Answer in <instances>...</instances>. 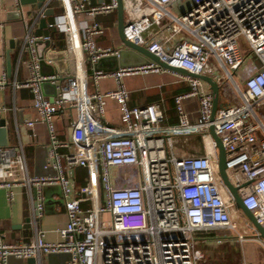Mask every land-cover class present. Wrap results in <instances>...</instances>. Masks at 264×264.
Wrapping results in <instances>:
<instances>
[{
	"label": "built area",
	"instance_id": "built-area-1",
	"mask_svg": "<svg viewBox=\"0 0 264 264\" xmlns=\"http://www.w3.org/2000/svg\"><path fill=\"white\" fill-rule=\"evenodd\" d=\"M59 1L62 12L47 26L67 36L68 50L78 56V66L55 86L54 96L45 95L41 83L54 82L57 76L41 74L35 43L50 40V36L28 32L24 39L28 77L13 82L14 88L32 91L37 116L25 125L45 126L47 164L56 173L31 174L22 144L0 146V188L6 190L8 201L13 199L14 187L28 191L30 222L35 228L28 242H4L0 232V264H6L9 256L34 258L39 264L49 254H68V264H208L193 233L234 230V201L218 175L217 156H178L172 138L197 134L217 151L209 134L211 125L226 151L230 182L244 206L264 225V121L256 113V108L264 105V0H189L190 6L178 15L166 9L175 0H148L155 8L126 22V39L168 65L196 75L211 76L218 71L215 80L220 87L231 80L237 93L230 102L217 106L213 115L211 90L199 77L155 62L112 72L95 67L102 58L120 57V48L101 47L94 40L104 32L94 17L115 10L117 0L98 4ZM153 25H160L168 35L147 38ZM176 34L181 38L172 45ZM164 72L183 76L189 85L186 92L173 98L178 116L175 125L162 123L160 102L131 105L122 82L128 75ZM106 77L113 78L116 87L101 91L99 81ZM235 77H241V84ZM7 83L3 73L0 88ZM191 98L197 102L195 121H190L184 108V101ZM107 100L118 105L119 125L102 120ZM66 107L74 110L69 121L72 149L60 153L58 148L67 144L58 139L54 121ZM74 167L86 169L84 185L77 187L72 181ZM50 183L61 186L65 200L66 223L57 230L59 240L54 242L44 239L45 231L38 225L44 214L41 189ZM84 201L87 206L81 205ZM238 239L243 241L245 236L239 234Z\"/></svg>",
	"mask_w": 264,
	"mask_h": 264
},
{
	"label": "crops",
	"instance_id": "crops-1",
	"mask_svg": "<svg viewBox=\"0 0 264 264\" xmlns=\"http://www.w3.org/2000/svg\"><path fill=\"white\" fill-rule=\"evenodd\" d=\"M89 1L92 4H98L109 0ZM123 3L125 22L147 14L155 8L148 0H123ZM43 5L44 16H41V8H38L36 3L25 2L21 4L20 0L17 2L15 0H0V77L5 73L8 79L4 88H0V106L5 108L0 110V121H4L7 130L6 145L22 144L31 174L55 175V169L47 164L49 138L45 126L40 123L35 124L33 128L25 125L26 120L37 116L32 107V91L30 88H14L13 86V82H22L28 77L26 60L29 54L24 46V39L28 32L31 35L50 36L48 43L45 40H39L35 45L37 55L42 57L45 62L42 66L43 74L45 76H57L54 82H49L42 90L45 95L52 96L55 92L54 86L64 82L75 71L73 53L68 50L67 36L47 26L55 15L62 12L61 3L59 0H45ZM189 6V0H175L166 9L170 14L178 15ZM94 21L98 22L104 29L102 34L94 37L98 46L127 49L122 45L118 36L116 9L107 14L96 15ZM166 35H168V31L163 30L160 25H153L146 33L147 38H162ZM180 38L181 35L176 34L173 36L171 44L173 45ZM142 60L138 54L133 53L124 54L120 59L105 57L99 62V67L105 72H112L123 64ZM217 75L218 71H214L211 77L215 79ZM182 77L171 72L135 74L122 78V82L129 91V103L131 105L160 102L163 111L162 123L175 125L178 123V116L173 98L176 94L186 92L189 89L188 82ZM240 78L235 77V80L238 82ZM221 84L218 106L230 102L231 93H234V85L230 93L227 80ZM115 87L116 82L110 77L102 78L98 85L101 91L111 90ZM184 108L188 112L190 121H195L197 117L196 100L194 98L185 100ZM73 115L74 110L66 107L55 117L58 139L67 144L58 148L60 153H66L72 149L69 143V121ZM102 120L114 125L121 123L118 105L114 100H107L106 112ZM175 141L177 144L175 150L178 156H186L179 153L178 150H181V147L188 143H199L198 148L194 149L196 155L207 153L212 157L217 156V151L211 147L209 141L201 140L197 134L177 135ZM71 179L77 187L84 185L87 181L86 169L74 167ZM41 193L44 200V214L38 221V225L45 231L44 239L54 242L59 240L57 230L66 223L65 200L58 183L44 184ZM222 193L228 199L227 192L222 190ZM81 205L87 206L88 202L84 201ZM30 210L31 199L25 188L14 187L11 201L7 200L6 190L0 188V232L4 234V242H28L34 236L35 228L31 222H27V218L30 217ZM231 218L236 224L234 230H206L193 233L198 247L206 255L207 263L264 264V241L256 236V231L246 216L234 204L231 208ZM239 234L244 235L245 240L240 241L238 239ZM234 247H241L243 252L247 253L235 263L234 260H231L230 254L226 252ZM68 261V255L43 256L39 264H68ZM6 264L29 263L27 259L9 256Z\"/></svg>",
	"mask_w": 264,
	"mask_h": 264
},
{
	"label": "water",
	"instance_id": "water-1",
	"mask_svg": "<svg viewBox=\"0 0 264 264\" xmlns=\"http://www.w3.org/2000/svg\"><path fill=\"white\" fill-rule=\"evenodd\" d=\"M44 1L45 0H20L21 4L25 3V2L36 3L38 8H40L42 6ZM116 11H117V32H118V36H119V39H120L122 45L127 48L126 50L125 49L120 50V57H118V58L119 59L122 58V56L124 54H132L133 53V54H138L143 59L140 62H133L132 61L129 64H123V65H121V67L142 65V64H148L150 62H155L156 64H158L159 66H161L165 69L173 70V71L179 72L181 74L189 75L192 77H199L200 79H202L203 81H205L208 84L209 89L211 90L212 98H213V100H212V115H213L217 106H218V99H219V93H220V85L217 83V81L213 77L208 76V75H196V74H193L191 72H188L187 70H185L183 68L170 66L165 61L161 60L158 56L149 52L145 47H143L141 45H137V44L129 41L128 39H126V37L124 35V27L126 25V22L124 21V3H123V0H117ZM38 42L39 41H37L35 43V45ZM45 42L48 43L49 40H45ZM38 59H39V65H40V72L42 75H44L42 72V66L45 64V62H44L43 58L40 56H38ZM101 60H99L95 65V67L98 69H100L99 62ZM116 69H118V67ZM51 73H54V72H51ZM47 84H49V81L42 82L41 83V89L43 90L47 86ZM54 90H55V86H54ZM54 95H55V92L52 94V96H54ZM6 131L7 130H6V127L4 125V121L1 120L0 121V146L6 145ZM209 134H210L211 138L213 139V141L216 145V149H217V163H216L217 164V171H218V175H219L220 179L222 180V183L225 186V190L232 197V199L234 201V205L237 208H239L243 212V214L246 216V218L248 219V221L250 222V224L252 225V227L256 231V236H258L259 238H261L264 241V225L260 224L257 221V219L254 217L252 212L244 206V204L242 203V199L237 192V188L230 182V180L228 178V175L226 172V169H227L226 151L223 147L221 139L215 133L214 127L212 125L209 127ZM35 175L42 176V173L35 174ZM27 222H30V217L27 218ZM54 255H68V254H49L47 256H54ZM27 262L29 264H35L36 261L34 258H28Z\"/></svg>",
	"mask_w": 264,
	"mask_h": 264
},
{
	"label": "rangeland",
	"instance_id": "rangeland-1",
	"mask_svg": "<svg viewBox=\"0 0 264 264\" xmlns=\"http://www.w3.org/2000/svg\"><path fill=\"white\" fill-rule=\"evenodd\" d=\"M128 76H130V75H128ZM227 82H228V88L230 89V93H231V90L233 88V83L229 79H227ZM238 83L241 84V78H240V80H238ZM89 85H90L89 87L91 89L92 88V84L90 83ZM234 93L236 94L237 92L234 91ZM233 94L231 93V97H233ZM256 113H257L258 117L262 121H264V105H261V106L257 107L256 108ZM176 136L177 135L173 136V138H172V140H173V148H174L175 153H176L175 147L177 146L176 141H175V137ZM198 146H199V143H193V144H189L188 143L187 145L182 146L181 147V150H178V152L179 153H182L184 155H188V154L196 155L194 149L195 148H198ZM226 252L230 254V258H231L232 261L234 260L233 261L234 263L235 262H238V259H241L243 255H247V253L245 251L243 252V250L241 249V247H234V248H232V249H230L229 251H226Z\"/></svg>",
	"mask_w": 264,
	"mask_h": 264
},
{
	"label": "bare ground",
	"instance_id": "bare-ground-1",
	"mask_svg": "<svg viewBox=\"0 0 264 264\" xmlns=\"http://www.w3.org/2000/svg\"><path fill=\"white\" fill-rule=\"evenodd\" d=\"M131 2V1H130ZM133 5V4H132ZM132 7V6H131ZM75 59H78V56L76 54H73V61H74V65L77 64L78 66V62H75Z\"/></svg>",
	"mask_w": 264,
	"mask_h": 264
}]
</instances>
